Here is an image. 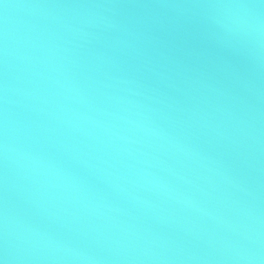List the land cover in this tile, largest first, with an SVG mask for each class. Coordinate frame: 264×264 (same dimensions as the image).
I'll return each mask as SVG.
<instances>
[{
	"label": "water",
	"instance_id": "obj_1",
	"mask_svg": "<svg viewBox=\"0 0 264 264\" xmlns=\"http://www.w3.org/2000/svg\"><path fill=\"white\" fill-rule=\"evenodd\" d=\"M3 264H264V0H0Z\"/></svg>",
	"mask_w": 264,
	"mask_h": 264
},
{
	"label": "snow or ice",
	"instance_id": "obj_2",
	"mask_svg": "<svg viewBox=\"0 0 264 264\" xmlns=\"http://www.w3.org/2000/svg\"><path fill=\"white\" fill-rule=\"evenodd\" d=\"M0 264H3V262H2V261H0Z\"/></svg>",
	"mask_w": 264,
	"mask_h": 264
}]
</instances>
